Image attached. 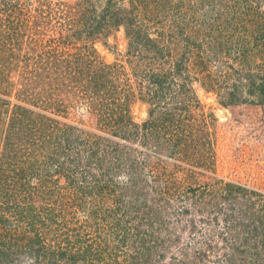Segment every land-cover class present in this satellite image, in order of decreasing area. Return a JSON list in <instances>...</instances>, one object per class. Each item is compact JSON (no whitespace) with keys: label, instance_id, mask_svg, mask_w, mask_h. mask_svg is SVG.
<instances>
[{"label":"rangeland","instance_id":"obj_1","mask_svg":"<svg viewBox=\"0 0 264 264\" xmlns=\"http://www.w3.org/2000/svg\"><path fill=\"white\" fill-rule=\"evenodd\" d=\"M262 53L264 0H0V264H264Z\"/></svg>","mask_w":264,"mask_h":264},{"label":"trees","instance_id":"obj_2","mask_svg":"<svg viewBox=\"0 0 264 264\" xmlns=\"http://www.w3.org/2000/svg\"><path fill=\"white\" fill-rule=\"evenodd\" d=\"M143 3H145V1L143 2ZM107 14H109V13H107ZM146 42H149V41H146ZM244 43V44H243ZM243 43L241 44V48L243 49V50H240V57L243 59L241 62H242V64L243 65H249V66H252V67H256V68H259L260 70H261V67H262V65L260 64H256L255 63V60H253V57H252V55L254 56V53H253V51H251V50H249L248 48H247V40H244L243 41ZM139 44H140V42H139ZM243 45V46H242ZM141 47V46H140ZM247 53V54H246ZM252 53V54H251ZM263 53L261 54V59L262 58H264L263 56ZM255 57V56H254ZM256 58V57H255ZM190 62V61H189ZM241 64V65H242ZM242 68H244V67H242ZM242 68H240L239 69V73H240V75L241 76H243V77H250L249 79L251 80L252 79V73L250 74V72H249V70H247V71H244ZM263 80H264V78H263ZM249 82H251L252 83V85L251 86H249L250 88H252V87H254L255 86V83H253L252 81H249ZM251 83H249V84H251ZM159 86V85H158ZM160 87V86H159ZM263 88H264V84H263ZM166 119V122H168L169 124H171V125H173L175 122H173L171 119H169V118H165ZM176 120V119H175ZM176 125V124H175ZM164 126H167V125H163L162 126V128H164ZM144 128H143V130H145V138L146 139H148L149 138V136H150V130H151V122L149 123H147L146 125H144L143 126ZM140 134V131H138V133H137V135H139ZM96 146V145H98V143L97 142H95V143H91L90 144V150L92 151V155L93 156H95V151H94V148L92 147V146ZM252 209V208H251ZM237 251L238 252H240V250L239 249H237ZM144 252V251H143ZM242 253V252H241ZM244 254V253H243ZM254 255H258V253H257V249H255V251H254ZM231 260V259H230ZM232 261H233V263L234 264H236L235 263V260H233L232 259Z\"/></svg>","mask_w":264,"mask_h":264}]
</instances>
